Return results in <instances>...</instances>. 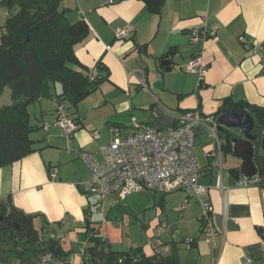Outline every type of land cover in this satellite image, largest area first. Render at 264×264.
<instances>
[{"label": "crops", "instance_id": "0c3cea01", "mask_svg": "<svg viewBox=\"0 0 264 264\" xmlns=\"http://www.w3.org/2000/svg\"><path fill=\"white\" fill-rule=\"evenodd\" d=\"M62 8L72 22L85 19L89 26L75 46L82 68L91 71L101 63L106 78L77 106L67 100L79 124L73 136L58 126L44 128L57 117L62 87L42 83L40 99L28 106L34 151L0 167V198L11 196L17 208L34 215L42 236H60L70 254L65 260L48 254L27 261L0 252V264H80V250L91 235L86 218L116 250L142 247L148 255H176L179 264H264V184L238 183L246 175L236 177L241 159L231 143L221 149L226 189L216 188L219 149L204 124L196 128L195 152L203 170L199 182L209 187L218 231L214 242L204 231L201 202L184 190L149 191L157 201L143 206L142 220L126 201L148 190L125 200L112 195L98 210L97 196L85 190L90 167L80 157L89 152L100 162V146L137 130L133 119L161 130L174 127L189 109L214 116L227 99L264 109V0H165L155 12L144 0H64ZM7 18L0 8V36ZM203 22L217 24L218 32L194 40L193 30ZM119 28L129 36L117 38ZM195 56L208 66L202 86L198 75L183 71ZM165 58L170 66L162 64ZM53 167L59 169L56 178L50 175Z\"/></svg>", "mask_w": 264, "mask_h": 264}, {"label": "trees", "instance_id": "16d2710c", "mask_svg": "<svg viewBox=\"0 0 264 264\" xmlns=\"http://www.w3.org/2000/svg\"><path fill=\"white\" fill-rule=\"evenodd\" d=\"M63 1L7 0L2 7L8 12V18L5 32L0 36V96L9 86L11 102L0 106V167L34 151L28 106L40 99L44 81L61 84L57 101L67 104L68 100L77 106L106 78L101 72V63H98L95 77L91 76L92 70L82 68L75 46L88 34L89 26L85 19L72 22L62 8ZM144 1L154 12L165 2ZM227 107L253 110L259 128L264 126L261 107L231 99L225 100L220 108ZM220 142L222 150L231 144L229 139L220 138ZM0 217V241H3L0 252L6 258L35 261L48 254L63 260L69 256L70 251L62 246L61 237L42 236L34 225V215L17 208L11 196L0 198ZM84 227L91 232L83 253L84 260L90 264H179L176 255H148L142 247L127 251L114 249L88 218ZM10 241L13 244L9 248L1 247V243Z\"/></svg>", "mask_w": 264, "mask_h": 264}, {"label": "built area", "instance_id": "2783aa9c", "mask_svg": "<svg viewBox=\"0 0 264 264\" xmlns=\"http://www.w3.org/2000/svg\"><path fill=\"white\" fill-rule=\"evenodd\" d=\"M6 1L0 0V8ZM112 2L113 0H107V3ZM218 28L217 24L208 27L207 23L203 22L200 27L193 30V39L215 37ZM115 35L119 39H125L129 36V30L116 29ZM207 70L208 66L201 56L192 57L183 68V71L199 76V86H202ZM97 73L95 68L91 76L95 77ZM141 82L143 84V80ZM56 115L53 122H45L44 128L48 130L52 126H58L66 135L73 136L79 124L70 116L64 101H57ZM199 124L205 125L208 133L217 143L219 151L215 164L217 166L215 187L224 191L226 187L223 178L226 169L221 156L217 118L205 115L199 108L189 109L184 111L177 124L169 129L160 130L151 125L140 124L133 119L131 125L137 130L127 136H116L110 143L100 146L99 151L102 156L100 162L92 153H80V157L90 167L91 174L85 183V190L97 196L96 208L103 211L105 201L112 195L125 200L130 194L145 190L161 194L184 190L195 195L201 202L204 231L207 239L214 242L218 231L213 224L212 206L206 196L209 187L199 182L203 170L195 152L196 128ZM92 135L97 137V131ZM58 173V167H53L50 175L56 178ZM262 179V175L257 174L246 176L238 183L243 186L257 185L261 184ZM182 208L183 205L180 206V209ZM164 228L167 226L164 225ZM84 250L85 245L80 250V264H90L83 258ZM246 262H250V259H246Z\"/></svg>", "mask_w": 264, "mask_h": 264}, {"label": "water", "instance_id": "95a60500", "mask_svg": "<svg viewBox=\"0 0 264 264\" xmlns=\"http://www.w3.org/2000/svg\"><path fill=\"white\" fill-rule=\"evenodd\" d=\"M162 64L170 66L171 61L165 58ZM214 116L219 123V138L229 139L234 144V156L241 159V164L235 168L237 179L241 173L246 176L260 174L261 184H264V126L259 128L253 110L219 108Z\"/></svg>", "mask_w": 264, "mask_h": 264}, {"label": "rangeland", "instance_id": "374dc122", "mask_svg": "<svg viewBox=\"0 0 264 264\" xmlns=\"http://www.w3.org/2000/svg\"><path fill=\"white\" fill-rule=\"evenodd\" d=\"M10 102H11V89L9 86H7L5 88V90L3 91V94L0 96V106H2L4 104H8ZM156 201H157V198H155V196L151 192L147 191V192H143L141 194L133 195L132 197H130L126 201V204L130 205L132 208H135L136 209L135 212L138 214L137 217H139L140 220H142V218H143L142 215L144 213V212H142L143 206H146V208H148V207L152 208V206L154 205V202H156ZM145 211L148 212V209H146ZM134 217H135V215H134ZM6 236H8V235H6ZM0 242H3V241H0ZM10 242L11 243H8L7 245L11 246L13 244L12 241H10ZM5 245H6V243H5Z\"/></svg>", "mask_w": 264, "mask_h": 264}]
</instances>
